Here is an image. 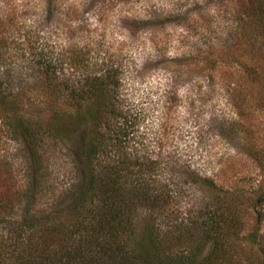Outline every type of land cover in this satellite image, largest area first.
<instances>
[{
  "label": "rangeland",
  "instance_id": "1",
  "mask_svg": "<svg viewBox=\"0 0 264 264\" xmlns=\"http://www.w3.org/2000/svg\"><path fill=\"white\" fill-rule=\"evenodd\" d=\"M246 2L0 0V88H25L43 60L70 77L110 66L103 117L134 119L125 149L155 159L154 176L185 183L168 217L187 231L183 252L200 241L203 264H264V21ZM42 94L26 92L36 106L23 93L13 114L20 117L0 112V242L25 215L30 163L49 179L71 150L70 137L54 128L50 103L39 104ZM64 101L61 110L72 111ZM25 122L48 136L34 164L20 130ZM213 206L215 247L201 231Z\"/></svg>",
  "mask_w": 264,
  "mask_h": 264
},
{
  "label": "trees",
  "instance_id": "2",
  "mask_svg": "<svg viewBox=\"0 0 264 264\" xmlns=\"http://www.w3.org/2000/svg\"><path fill=\"white\" fill-rule=\"evenodd\" d=\"M246 1L248 8L259 13L256 18L264 21V0ZM48 67L45 60L36 69L30 67L25 88L1 87L0 112L5 117H20L13 114L21 110L23 93L38 106L26 92L43 91L39 104L50 103V117H56L54 128L70 137L71 150L67 147L59 158L61 171L43 178L30 162L37 161V145L48 136L27 122L21 126L30 163L25 215L10 222L16 225L8 239L0 242V264H203L206 254L200 255V241H195L191 252H183L178 246L185 242L187 231L168 217V209H175L171 200L183 196L178 185L185 183L169 175L165 179L154 176L155 159L125 149L136 131L134 119L103 117L111 105L112 68L70 77ZM65 99L72 111L61 110ZM189 175L194 182L198 178ZM57 178L64 185L57 186ZM2 203L0 195V209ZM213 208L212 219L201 226L202 236H210L216 223L219 211ZM209 239L215 247L216 236Z\"/></svg>",
  "mask_w": 264,
  "mask_h": 264
}]
</instances>
